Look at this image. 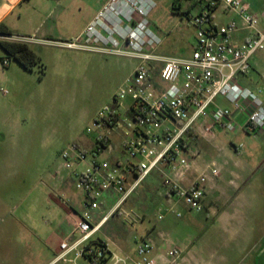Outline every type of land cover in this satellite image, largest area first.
<instances>
[{
  "label": "rangeland",
  "instance_id": "374dc122",
  "mask_svg": "<svg viewBox=\"0 0 264 264\" xmlns=\"http://www.w3.org/2000/svg\"><path fill=\"white\" fill-rule=\"evenodd\" d=\"M98 1H72L64 14L67 21L52 33L60 42L34 46L41 62L33 71L23 68L0 46V244L58 243L59 229H69L67 210H81L83 195L63 168L61 154L75 143L90 147L94 135L88 129L99 110L113 104L114 96L138 65L136 60L60 45L76 40L75 34L89 20ZM152 1L155 6L149 20L162 40L158 52L190 56L197 29L184 14L196 16L199 0ZM177 2L181 4L180 11L174 8ZM243 2L260 16L259 28L264 32V0ZM214 14L219 24L235 17L221 8ZM248 34L238 32L236 37ZM4 59L9 60V65L3 64ZM253 63L258 67L252 71L257 78L252 90H262L264 97V47L255 53ZM218 102L229 106L221 98ZM224 145L232 155L230 165L249 162L256 166L252 185L242 186L251 198L249 210L236 209L230 222L220 218V214L229 211V204L224 202L214 203L217 213L207 208L200 213L192 211L174 197L172 205H168L163 193L169 171L163 166L110 217L98 235L113 242L117 252L128 255L134 254V236L138 235L152 239L155 246L163 245L159 249L162 254L177 246L183 252L205 251L203 256L212 264H264V255L258 262L255 260L264 249V133L260 137L243 132L219 133L217 138L197 135L192 139L191 150L199 155L193 160V175L189 178H196L207 164L220 162V148ZM234 146L242 147L236 150ZM115 154L119 155V151ZM188 158L193 159L191 154ZM117 200V196L109 194L103 198L97 222ZM160 206L174 207L182 217L169 211L163 220H158ZM127 212L141 216L136 226L127 224ZM250 236L254 242L248 247Z\"/></svg>",
  "mask_w": 264,
  "mask_h": 264
},
{
  "label": "built area",
  "instance_id": "2783aa9c",
  "mask_svg": "<svg viewBox=\"0 0 264 264\" xmlns=\"http://www.w3.org/2000/svg\"><path fill=\"white\" fill-rule=\"evenodd\" d=\"M154 6L152 0H108L75 41L60 44L67 49L136 60L138 65L114 96L113 104L99 110L88 129L94 135L90 147L73 144L61 154L63 168L83 195V210L61 244L59 260L73 254L75 261L86 259L90 264H159L161 259L166 264H178L183 251L177 246L159 257L152 239L135 235L134 254L128 255L114 250L113 242L98 234L163 166L170 168L165 175L168 205L174 197L190 210L202 212L204 187L220 176V170L211 162L184 185L199 155L191 150L192 139L197 135L217 138L222 132L243 131L255 137L264 133L263 91L238 82L240 75L250 72L251 58L264 47L260 16L243 0H199L196 16L184 14L197 29L196 45L190 56L177 57L158 52L162 40L149 20ZM218 8L235 17L225 24L217 23L214 12ZM243 31L249 32L247 38L236 41L235 35ZM15 41L30 45L40 42L35 37ZM3 64L9 65V60ZM219 98L229 106H222ZM240 117L243 124L238 122ZM108 194L118 200L97 222L102 200ZM169 211L182 217L174 207L160 206L158 220ZM126 217L130 227L141 219L136 212H127Z\"/></svg>",
  "mask_w": 264,
  "mask_h": 264
},
{
  "label": "crops",
  "instance_id": "0c3cea01",
  "mask_svg": "<svg viewBox=\"0 0 264 264\" xmlns=\"http://www.w3.org/2000/svg\"><path fill=\"white\" fill-rule=\"evenodd\" d=\"M72 1L75 0H0V25H7L15 35L4 36L0 34V37L12 41H15V38L18 37H35V39L39 40L41 43L31 44L32 49L34 46H39L43 42L59 43L60 40L53 38L54 34L52 33L56 31L63 21H67V16L64 17V14L70 10ZM107 2L108 0L98 1L97 6L95 7V10L89 20L84 24L80 31L75 34L76 38H78L85 31L89 23L98 15ZM24 23H26V25H24ZM75 36H69L67 39H72ZM247 36L248 35L238 39L235 35V39L238 42H243ZM253 61L254 56L250 60V72L247 75H240L238 77V82L243 87L249 89H255L254 84L257 79L256 76L252 74V71L258 67V64H254ZM238 122L243 124L244 119L240 117ZM234 148L236 149V146H234ZM220 151H223V156L219 155L220 162L216 163L220 170V176L211 179V181L205 185L204 206L208 210L217 213V211L214 210V203L224 202L229 204V211L220 214V218L223 221H230L235 215L236 209L249 210V201L251 198L249 197L248 192H244V190H242V186L248 187V185H252L255 179L254 174L256 166L250 165L249 162H234L233 165H230L232 155L228 152L227 147L224 145V147L220 148ZM225 158L229 159V161H224ZM166 167L170 172V168L168 166ZM192 175V171L189 172L184 183L185 186L192 181V179L189 178V176ZM164 189L163 198L169 204L170 200L167 196L168 193L166 186ZM82 203L83 199L81 201V210L78 208H75L76 210H67V223L69 229H59L58 236L60 238V242L54 244L47 242L23 245L0 244V264H32V262L34 263L35 261L38 262V264H86V262L83 261L86 259H78L75 261L73 254H69L65 260L58 259L62 252L61 244L69 237L75 221L78 219L83 210ZM247 240L249 241L247 244L248 247H251L254 239L250 236ZM162 246H156V254L159 257L164 255L160 253L161 251L159 250ZM115 247L114 250L118 251L119 249H115ZM204 253L205 251L202 250L183 252L178 264H212L210 259L203 256ZM263 255L264 249L257 254L255 260L258 262L260 257ZM159 264L166 263L161 259Z\"/></svg>",
  "mask_w": 264,
  "mask_h": 264
},
{
  "label": "trees",
  "instance_id": "16d2710c",
  "mask_svg": "<svg viewBox=\"0 0 264 264\" xmlns=\"http://www.w3.org/2000/svg\"><path fill=\"white\" fill-rule=\"evenodd\" d=\"M174 8L175 10L180 11L181 4L178 2L174 3ZM0 34L4 36H15L13 31L5 24L0 25ZM0 46L10 57L15 59L23 68L28 71H33L34 68L41 62L39 55L32 49L30 44L1 39Z\"/></svg>",
  "mask_w": 264,
  "mask_h": 264
}]
</instances>
